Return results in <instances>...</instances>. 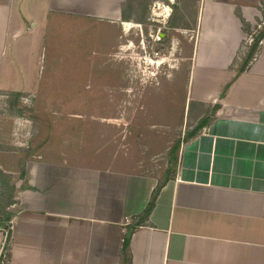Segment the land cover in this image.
I'll use <instances>...</instances> for the list:
<instances>
[{"label": "crops", "instance_id": "obj_1", "mask_svg": "<svg viewBox=\"0 0 264 264\" xmlns=\"http://www.w3.org/2000/svg\"><path fill=\"white\" fill-rule=\"evenodd\" d=\"M129 1L0 0V264H264V38L238 70L241 17L260 26L263 0H195L185 105L218 108L168 180L148 159L87 165L46 139L47 116L8 111L11 93L41 92L63 18L129 26Z\"/></svg>", "mask_w": 264, "mask_h": 264}, {"label": "rangeland", "instance_id": "obj_2", "mask_svg": "<svg viewBox=\"0 0 264 264\" xmlns=\"http://www.w3.org/2000/svg\"><path fill=\"white\" fill-rule=\"evenodd\" d=\"M194 6L195 0H130L124 20L129 26L63 18L48 35L41 92L20 99L23 113L47 116L46 139L61 135L72 158H78L79 146L87 165L127 160L133 168L148 159L145 168L169 167L171 147L181 142V148L196 128L194 115L215 113L208 106L185 105ZM262 8L260 26L248 22L252 36L264 26V0ZM252 36L243 42V54Z\"/></svg>", "mask_w": 264, "mask_h": 264}, {"label": "trees", "instance_id": "obj_3", "mask_svg": "<svg viewBox=\"0 0 264 264\" xmlns=\"http://www.w3.org/2000/svg\"><path fill=\"white\" fill-rule=\"evenodd\" d=\"M241 18H242V22H243L244 31L247 32L248 34L252 35L253 33H252L251 25L243 17H241ZM144 19H145V17L143 19H141V22H144L145 21ZM173 24L174 23H172L171 25H173ZM263 38H264V26H261L259 32L257 34L253 35L252 43L250 44L249 49L246 52V55L243 58L241 64L238 66L239 71H244L250 66V64L252 63V61L254 60V58L256 57V55L259 51V46H260V43L263 40ZM22 96H23L22 92H14V93L10 94V97L8 99L9 100V107L11 108V110L14 113L21 114V115H23V111H24V109L19 106L20 105V99ZM217 108L218 107H215L213 109V111L215 112L217 110ZM211 115L212 114L208 113V115L205 117V114H204L205 118L203 117L201 122L196 126V128L188 133L187 139L197 135V133L205 126L207 121L210 119ZM180 144H181V142H178L177 144L172 146L170 151L168 152L170 166L168 167L167 172H166V180H168L170 174H172L175 171V164L178 160ZM2 175H3V173L0 171V182H1ZM151 208H152V206H150L146 210L145 215H147L150 212ZM128 241H129L128 239L125 240L124 252H126L125 251L126 246H128L126 243H128Z\"/></svg>", "mask_w": 264, "mask_h": 264}, {"label": "water", "instance_id": "obj_4", "mask_svg": "<svg viewBox=\"0 0 264 264\" xmlns=\"http://www.w3.org/2000/svg\"><path fill=\"white\" fill-rule=\"evenodd\" d=\"M133 230V227H131V231Z\"/></svg>", "mask_w": 264, "mask_h": 264}]
</instances>
